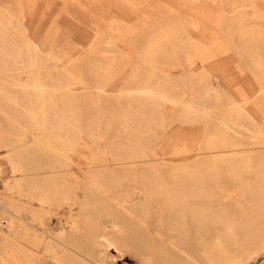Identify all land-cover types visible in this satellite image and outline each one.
<instances>
[{"label": "rangeland", "instance_id": "obj_1", "mask_svg": "<svg viewBox=\"0 0 264 264\" xmlns=\"http://www.w3.org/2000/svg\"><path fill=\"white\" fill-rule=\"evenodd\" d=\"M25 37L42 41L43 54H31ZM48 53L52 59L45 57ZM146 59L159 60L158 72L143 64ZM32 77L60 103L61 116L48 114L49 131L64 118L58 129L62 137L94 153L109 150L100 136L108 146L129 142L143 151L137 167L144 171L116 188L114 212L144 215L157 240L169 232L176 233L177 242L197 239L186 263L264 264V151L259 150L264 145L258 146L261 140L252 132L239 131L216 149L234 153L228 162L188 169V158L212 131L196 122L203 121L198 114L187 115L193 124L181 121L190 96L204 98L209 88L221 83L230 89L232 83L255 93L251 113L259 126H248L264 132V0H0V84L32 86ZM175 84L181 88L173 91ZM163 95H172L179 105H169ZM152 103L162 108L154 110ZM25 126L27 135L37 133L27 121ZM68 166L88 178L87 166L76 161ZM4 168L0 262L44 264L37 244L48 235L34 221L41 208L6 190L9 168ZM22 213L31 221L25 239L17 217ZM257 223L259 234L253 235ZM141 233L128 235L133 243H150V233ZM252 237L259 246L250 252L246 240ZM116 264L136 261L128 256Z\"/></svg>", "mask_w": 264, "mask_h": 264}, {"label": "bare ground", "instance_id": "obj_2", "mask_svg": "<svg viewBox=\"0 0 264 264\" xmlns=\"http://www.w3.org/2000/svg\"><path fill=\"white\" fill-rule=\"evenodd\" d=\"M238 1L232 0L233 3ZM239 8L240 6L237 7ZM41 42L25 37L26 48L31 54H43ZM45 57L52 59L53 56L48 53ZM61 58L70 61L66 54H61ZM143 64L151 72H158V59H146ZM5 80L9 81L7 77ZM32 80V86L29 83H8L6 86L0 84V176L5 174L4 165L7 166L9 177L4 183L6 190L17 192L23 199L37 202L41 208V214H36L34 221L39 230L48 235L47 240L37 244L39 252L44 254V264H116L119 259H127L128 256L134 258L136 264H189L186 259L191 256L190 251L197 239L193 238L187 243L177 242L176 233L169 232L166 239L157 240L154 235L155 226L151 231L144 215L119 214L112 210V204H118L115 198L116 188L127 177L134 178L144 171L137 167V159L142 157L140 154H144L143 151H138L129 142L119 145L113 142L108 146L110 142H106V137L100 136L101 144L104 141V146L109 150L116 149L111 153L109 150L94 153L87 145L76 143L70 136L62 137L58 129L63 128L64 118H61V126L49 131L46 125L48 114L56 112V116H61L58 114L60 103L57 94L50 92L40 79L32 77ZM230 84L232 87L233 84ZM179 88L181 87L175 84L171 90L176 91ZM140 95L154 94L141 92ZM159 97L171 106L179 105L172 95ZM256 100L255 93L251 94L246 88L229 90L221 83L218 89L209 88L204 98L190 96V102L185 104L188 112L184 113L181 121L193 124L195 121L186 119L187 115L198 114L203 117V121L196 119V122L211 126L212 133L200 144L201 150H196V155L188 158L187 168H199L207 162L213 165L221 161L228 162L227 159L234 153L216 152V149L233 140V136L240 133L239 131L252 132L254 140H261L258 146L264 145V132H253L248 126L250 123L259 126L258 120L251 113L253 101ZM149 106L154 110L162 108V105L156 107L155 103ZM233 114L239 115V118L233 117ZM25 121L29 123V129L37 133L27 135L28 126H25ZM128 148L134 150H125ZM259 150L264 151V147ZM75 161L87 166V179L81 178L68 166L69 162ZM154 167L159 169L158 165ZM17 217L22 221L20 224L24 229L25 239L28 236L30 218L23 213ZM61 224H65L66 228L62 226L57 230ZM12 226L11 222L8 230ZM136 230L150 233L151 242L133 243L135 240L132 241L128 233ZM257 234L258 223L253 229V235ZM246 241L250 252H253V246H259L255 237L250 240L247 238ZM0 264L12 263L2 259Z\"/></svg>", "mask_w": 264, "mask_h": 264}, {"label": "crops", "instance_id": "obj_3", "mask_svg": "<svg viewBox=\"0 0 264 264\" xmlns=\"http://www.w3.org/2000/svg\"><path fill=\"white\" fill-rule=\"evenodd\" d=\"M24 2H26V0H23ZM32 1V0H31ZM38 0H33V2H34V4L37 2ZM238 86H237V84H234V85H232V87H230V89L229 90H234L235 88H237Z\"/></svg>", "mask_w": 264, "mask_h": 264}]
</instances>
